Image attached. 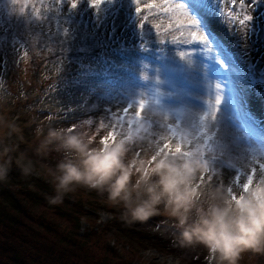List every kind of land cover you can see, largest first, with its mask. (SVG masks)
Listing matches in <instances>:
<instances>
[{"label": "rangeland", "instance_id": "374dc122", "mask_svg": "<svg viewBox=\"0 0 264 264\" xmlns=\"http://www.w3.org/2000/svg\"><path fill=\"white\" fill-rule=\"evenodd\" d=\"M140 2L137 14L133 0H0V163L9 164L17 145L11 134L28 155L36 153L40 129L77 126L98 139L113 132L128 156L179 144L209 161L212 179L202 182L241 190L249 175H264V0H168L184 5L196 29L143 7L161 0ZM245 15L252 19L241 24ZM36 158L32 174L42 177L40 167L60 154ZM91 194L95 209H83L86 220L126 222L135 237L149 239L138 249L143 264H209L207 250L183 245L166 215L129 222ZM237 264H264V250L242 252Z\"/></svg>", "mask_w": 264, "mask_h": 264}, {"label": "clouds", "instance_id": "9594fccd", "mask_svg": "<svg viewBox=\"0 0 264 264\" xmlns=\"http://www.w3.org/2000/svg\"><path fill=\"white\" fill-rule=\"evenodd\" d=\"M5 126L16 130L11 123ZM38 135V156L60 154L45 170L50 204L86 188L103 195L126 221L164 214L174 221L183 245L207 250L209 264H237L242 252L264 250V175L246 190H233L202 182L210 166L199 153L152 145L143 155L128 156L124 140L110 134L98 139L77 126H49ZM17 163L24 175L33 172L31 159ZM7 165L0 163V179Z\"/></svg>", "mask_w": 264, "mask_h": 264}, {"label": "trees", "instance_id": "16d2710c", "mask_svg": "<svg viewBox=\"0 0 264 264\" xmlns=\"http://www.w3.org/2000/svg\"><path fill=\"white\" fill-rule=\"evenodd\" d=\"M10 142L18 146L9 153L6 176L0 179V264L145 263L138 249L149 241L147 237H135L126 222L107 226L110 221L100 227L86 220L83 209H95L91 198L95 190L80 196L72 192L62 203L50 204L46 167H40L42 177L24 175L17 161L23 163L30 154L34 169L36 153L23 154L17 133L11 134Z\"/></svg>", "mask_w": 264, "mask_h": 264}, {"label": "snow or ice", "instance_id": "6c2138e0", "mask_svg": "<svg viewBox=\"0 0 264 264\" xmlns=\"http://www.w3.org/2000/svg\"><path fill=\"white\" fill-rule=\"evenodd\" d=\"M13 2H15V0H13ZM244 2H245V0H240L241 6H243ZM90 3L93 4V5H97V4L100 3V0H90ZM133 3L135 4L136 13L140 14L141 13V2H140V0H133ZM73 6H75V0H73ZM143 7L147 8L149 10L156 9L159 12H162V13H165V14H169L170 17H176L177 19H180L181 20L180 27H185L186 26V27H189V28H192V29H196L197 21H195L188 14L187 10L185 9V7H184V5L182 3H180V4H169L168 0H161L160 3H156V2L148 3V4H145ZM22 11H23V9H21V12ZM228 15H229V17H232V13L231 12H229ZM146 18L147 17H145V19ZM251 19H252L251 15H245L244 18L240 21V23L244 24L245 21H249ZM143 23H144V21L141 20V25H143ZM190 35L192 37L200 40V41H203V40L206 39L205 35L203 33H201V32L198 34L197 31H191ZM215 103L216 104L220 103V96L219 95H217ZM144 106H145V101L144 100H140L139 101V108L137 109V115L140 114V109H143ZM214 116H215V109H213V111H212V117L214 118ZM204 119H205L204 116L200 117V120H201L202 123H203ZM109 134L112 137H116L113 132H109ZM163 146L164 147H170V145L167 142H165ZM175 149L181 151L180 145L177 144ZM183 152L185 154H189L191 151H183ZM200 155H202V154H200ZM260 168L262 170H264V164H261ZM253 171H255V170H253ZM209 173H210V169H209ZM209 173H207L205 176H207V179L210 181L212 179V176L208 175ZM252 181H253V176L249 175L248 178H247V182L243 183L242 188L244 190H246L248 188V186L252 183Z\"/></svg>", "mask_w": 264, "mask_h": 264}, {"label": "bare ground", "instance_id": "6f19581e", "mask_svg": "<svg viewBox=\"0 0 264 264\" xmlns=\"http://www.w3.org/2000/svg\"><path fill=\"white\" fill-rule=\"evenodd\" d=\"M188 1V0H187ZM130 18H135V15H133V14H131V16H130ZM218 55L219 56H222L223 57V59H225V57L223 56L224 55V53H223V51L222 50H219V52H218ZM255 129V128H254ZM257 132H259V133H261V131L260 130H258V129H255Z\"/></svg>", "mask_w": 264, "mask_h": 264}]
</instances>
